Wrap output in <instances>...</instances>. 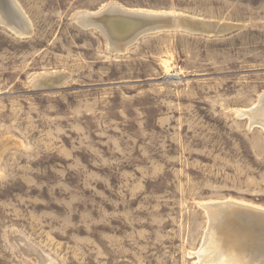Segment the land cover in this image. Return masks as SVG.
Here are the masks:
<instances>
[{
	"label": "rangeland",
	"instance_id": "rangeland-1",
	"mask_svg": "<svg viewBox=\"0 0 264 264\" xmlns=\"http://www.w3.org/2000/svg\"><path fill=\"white\" fill-rule=\"evenodd\" d=\"M110 5L242 29L113 55L74 21ZM0 20V264H196L210 229L264 264L203 208L264 209V129L241 114L264 94V0H0Z\"/></svg>",
	"mask_w": 264,
	"mask_h": 264
},
{
	"label": "bare ground",
	"instance_id": "bare-ground-1",
	"mask_svg": "<svg viewBox=\"0 0 264 264\" xmlns=\"http://www.w3.org/2000/svg\"><path fill=\"white\" fill-rule=\"evenodd\" d=\"M113 7H114V9H112V10H114V11H112V12L110 11L107 13V15H105L103 17L100 16L96 19V22H98V24H92L88 17H84L81 14L78 16V19L80 20L78 22H80V24L83 26L84 25H86V26L87 25H94V26L102 27V28H104V30L106 29V31L109 32L108 36H109L110 40H114V41L115 40H122V41L127 40V38L129 37V33L133 30V28H126V26L131 27V25H136V23H138V24L142 23V25L152 23L151 21H149L147 19H143V18H142L143 20L142 19L135 20L136 23H133V21L132 22L128 21V17L126 16L127 14H125L123 11L121 12L122 9L121 10L118 9L116 7V5H113ZM18 9H19V7H18ZM135 13H145L147 15L155 16L153 13H149V12H135ZM86 15H88V14H86ZM156 16L171 17L167 20H170V19L176 20L175 23H177V26H176L177 28H180L182 30H184V29L185 30H192L193 32L206 33L204 31H213L214 28H221V27L225 28L224 27L225 25H221V26L216 27V25L214 23L205 22V21L200 20V19L191 18L188 16L179 15V14L174 15V14L167 13L166 15H156ZM117 18H118V20H121V26L118 29H117V27L114 28L115 19H117ZM122 21L126 25L122 26ZM25 25H27V24H25ZM110 28H113V29H110ZM222 28L220 29V31H222ZM11 32H13V30ZM15 32H18V34L19 33L30 34V32L28 33V30H24V29L21 31L15 30ZM17 37H19V35H17ZM66 78H67V76H65L64 74H61V75L57 74V75L48 77L47 81H50L52 84H56V83L63 82ZM175 79L178 80L179 78H175ZM42 80H43L42 78L36 80L35 84L36 85L40 84V82H42ZM260 98L264 99V94ZM241 114L243 116L251 118V121H250L251 127H253L255 124H257L264 129V102L261 104V101H260L257 107L252 108L251 110H248V111H242ZM250 129H252V128H250ZM203 205H204L203 208L206 210V212L209 216L208 219L211 223L210 228L214 227V224L217 222L216 220H220L221 224H225L227 226V232L233 233L234 242H244L245 245H247V246H251L252 244H255V246H257V247L264 248V219H256L255 217L254 218L251 217V219H249L246 216L247 215L246 213L249 211H251L253 214H257L258 211H260V210L264 212V209L256 208V207H249V206L244 205V204H239V203L230 202V201L218 203V204L209 203V204H203ZM234 211L245 212L244 213L245 215H243L244 217L242 220L239 219V221H237L234 217H232L231 220H234V221L229 222L231 220L228 221V219L231 216V214H233ZM260 218H264V217H260ZM213 222H214V224L212 225ZM257 227H258V229H257ZM223 229H225V228H223ZM214 233H215V231H214ZM205 236L206 237L203 238L204 243L202 245V249L197 254L198 255V262L196 264H244V262L243 263L242 262H235L233 258H230V256L235 257L237 255V253H233L232 250H230V249L228 250L226 248V246L224 245L223 237L215 238L214 237L215 234H213V231L211 229L207 232V234ZM238 253H240V252H238ZM263 254L264 253L259 254V256H263ZM242 257H244V256L237 257V259H241ZM241 261H242V259H241ZM252 264H254V263H252ZM259 264H261V262H259Z\"/></svg>",
	"mask_w": 264,
	"mask_h": 264
},
{
	"label": "water",
	"instance_id": "water-1",
	"mask_svg": "<svg viewBox=\"0 0 264 264\" xmlns=\"http://www.w3.org/2000/svg\"><path fill=\"white\" fill-rule=\"evenodd\" d=\"M117 8L121 10V8H119V7H117ZM112 9H114L113 5H110L106 9H103L102 11L97 12V14L96 13H89L88 15H86V14H81V15H83L84 17H88L92 24H98V22H96V19L98 17H100V16L103 17V16L107 15V13L110 12V11L111 12L114 11ZM122 11L125 14H127L126 16L128 17V21H131V22L133 21V23H136L135 20L143 18V19H147V20L151 21L152 23H148L146 25L145 24L142 25V23H140V24L136 23V25H131V27L130 26H126V28H133V30L129 33V37L127 38V40L124 42V44L121 47L114 48L113 50L110 51V53L113 54V55L114 54L115 55L124 54L129 47L134 45L142 37H145V36H148V35H153V34L160 33V32H170V31H176V30L180 31L181 30V29L176 27L177 26V23H175L176 20H174V19L167 20V19H169L171 17L156 16V15L155 16H151V15H147L145 13H135V12H129V11L121 10V12ZM188 17H190V16H188ZM191 18H193V17H191ZM74 21L79 26H81L82 28H85V29H91L92 28V29L99 30L100 32H102L110 40V38L108 36L109 32H107L106 29L104 30V28H98L96 26L84 27V26H82L80 24V22H78V21H80L78 18L74 19ZM213 23H217V22H213ZM114 25H115L114 28L115 27H117V29L120 28L121 20H118V18L115 19ZM124 25H126V24L122 21V26H124ZM224 27L227 28V29H226L225 32H223L222 35H217V34L210 35V34L193 33L192 30H189V31L181 30V32L191 33V34H195V35L219 37V36L231 35V34L237 32V31H239L240 29H242L241 26H238L236 24H228V25H225ZM110 29H113V28H110ZM260 101H261V104H262L264 102V99H260L259 102ZM251 214L255 215V218L256 217H264V212L261 211V210L258 211L257 214H253V213L249 212V215H246V216L249 219H251V217H254ZM261 219H264V218H261ZM257 229H258V227H257Z\"/></svg>",
	"mask_w": 264,
	"mask_h": 264
}]
</instances>
